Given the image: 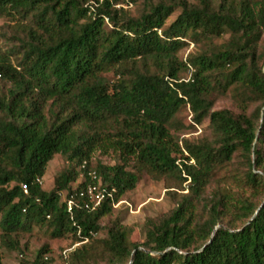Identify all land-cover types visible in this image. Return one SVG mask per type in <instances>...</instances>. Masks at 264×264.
<instances>
[{
	"label": "trees",
	"instance_id": "obj_1",
	"mask_svg": "<svg viewBox=\"0 0 264 264\" xmlns=\"http://www.w3.org/2000/svg\"><path fill=\"white\" fill-rule=\"evenodd\" d=\"M121 1L0 0V19L22 24L12 50L0 47V264L4 250L53 264L47 247L25 259L21 237L37 228L87 242L65 264H264V0H142L137 16ZM226 97L238 112L215 109ZM99 152L122 164H94ZM56 156L68 168L46 191ZM237 158L235 187L248 192L204 203ZM144 174L188 193L134 243L119 220L102 221ZM89 184L114 202L70 213L66 198Z\"/></svg>",
	"mask_w": 264,
	"mask_h": 264
},
{
	"label": "rangeland",
	"instance_id": "obj_2",
	"mask_svg": "<svg viewBox=\"0 0 264 264\" xmlns=\"http://www.w3.org/2000/svg\"><path fill=\"white\" fill-rule=\"evenodd\" d=\"M156 3L160 0H151ZM143 2L142 0H138L136 5V10L131 13L132 16H137L143 10ZM175 18V17H174ZM173 18V19H174ZM21 23L10 22L7 19H0V47L4 51L12 50V45L14 43L13 37L16 36L17 31H21ZM228 37L223 40H215L214 45H220L226 42ZM194 45H190L189 50L184 54L186 56L189 51L194 50ZM109 79H114L115 76L113 74L106 76ZM4 87L0 84V91H3ZM216 110H232L238 112V108L236 104L229 98H220L217 101ZM191 121V115L187 110H185L178 118V126H185V124H189ZM202 130L200 128H196V130L191 131L190 136H198L201 134ZM98 161L103 162V164L108 166H113L115 164H122L121 158L117 154H109L108 156L102 155L100 152L96 154L95 161L96 164ZM243 160L236 159V161L220 170L217 173L216 177L213 180V183L210 187H208L205 194V202L209 203L213 194L217 191H221L224 194L227 192L233 191L236 194L244 195V192H248L244 189L241 193L238 188L235 187V181L239 175L243 172L244 166L242 165ZM129 170L134 171L135 161L130 162ZM68 168V163L61 156H56L54 160L49 164L47 174L43 179V189L46 191H51L54 187L55 178ZM173 186V183L163 179L156 180L148 174H144L141 177V180L135 191L127 194L120 206L114 209L113 214L104 219L102 221L103 226H107L119 220L123 226H125L130 234L131 240L134 243H143L146 238L145 234V225L148 220H159L169 215L175 208L177 202L183 195H186L187 191H177V190H169L170 187ZM175 191V195H171L170 192ZM248 194V193H247ZM257 200L260 202H264V192H261L257 196ZM204 205L198 206V214L199 216H204L206 213ZM234 216L229 215V218ZM236 221V220H235ZM234 221V222H235ZM236 226H241V222L236 221ZM97 240L105 239V233H101L95 236ZM21 243L23 248H27L25 252V259L33 262L37 256V253L43 248H48L50 253L48 256L53 260V264H65L66 257L64 253L67 252V256L72 252L78 250L82 247L84 243H75L71 239H61V240H53L50 236L49 231L46 228L36 229L32 234H26L21 237ZM21 252H9L5 251L3 253L4 256V264H21V261L24 260L21 257Z\"/></svg>",
	"mask_w": 264,
	"mask_h": 264
},
{
	"label": "built area",
	"instance_id": "obj_3",
	"mask_svg": "<svg viewBox=\"0 0 264 264\" xmlns=\"http://www.w3.org/2000/svg\"><path fill=\"white\" fill-rule=\"evenodd\" d=\"M100 2H103V0H100ZM93 6L97 5L93 4ZM135 6L136 0H122L120 4L116 5V8L131 11L135 9ZM23 188L24 191L27 193V186H24ZM114 193L115 190L109 191L105 188H102L100 184H89L85 188H83L79 193L72 194L68 199L66 198V205L70 213L73 212V209L77 207H81L89 211H95L96 209L101 207L102 204L108 199L113 201ZM120 204L121 202L117 204L114 203V208H118ZM64 256L66 257V259L68 258L67 252L64 253Z\"/></svg>",
	"mask_w": 264,
	"mask_h": 264
}]
</instances>
